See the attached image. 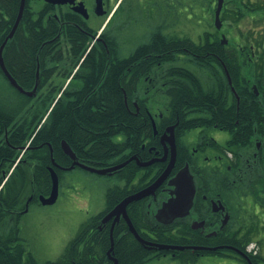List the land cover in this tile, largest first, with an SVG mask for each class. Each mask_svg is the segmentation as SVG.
Masks as SVG:
<instances>
[{"label":"flooded vegetation","instance_id":"1","mask_svg":"<svg viewBox=\"0 0 264 264\" xmlns=\"http://www.w3.org/2000/svg\"><path fill=\"white\" fill-rule=\"evenodd\" d=\"M57 1L25 0L7 38L20 0L14 14L10 1L0 0V46L6 40L1 55L10 76L0 67V83L8 90L0 94V264H41L62 255L64 249L49 259L60 244L51 230L53 216L44 218L42 211L58 198L51 204L41 200L50 194L52 172L59 192L62 172L80 167L69 168L73 162L104 168L125 161L105 174L123 184L108 188L105 208L85 235L77 239L79 228L69 240L77 239L72 255L79 262L72 264H264L261 142L235 148L231 129L207 117L210 109L182 108L178 102L190 76L211 78L210 69L219 66L232 92L228 67L218 55L221 46L232 63L246 57L254 70L262 65L264 75V27L241 26L264 17L262 3L223 0L216 28L197 16L198 0H102L101 14L96 0ZM118 2L138 12L127 21L135 22L131 34L124 33L125 25L117 31L108 27ZM216 4L211 0L213 10ZM109 81L129 113L150 123L128 148L123 124L109 135L106 113L98 118L92 105L113 94ZM110 142L115 149L109 153ZM173 154L169 173L153 191L109 215L123 199L150 186ZM185 165L194 187L191 204L179 215L170 207L161 211L175 197L168 181Z\"/></svg>","mask_w":264,"mask_h":264},{"label":"trees","instance_id":"2","mask_svg":"<svg viewBox=\"0 0 264 264\" xmlns=\"http://www.w3.org/2000/svg\"><path fill=\"white\" fill-rule=\"evenodd\" d=\"M14 10L18 6L19 0H8ZM210 46V45H209ZM222 47V46H221ZM220 47L218 53L220 60L227 65L229 74L231 77L232 86L238 96V100L235 95H232L228 85H226V79L223 74L221 66L211 68V78L206 76L196 77L190 76L188 82V92H185V96L181 95L178 102L182 108H196V109H210L211 113L207 117H210L213 122L218 123L221 126H226L231 129L232 136L230 143L235 148L250 149L254 145L255 139L261 142L262 149L264 150V75L262 72V65L256 67L257 71L252 69L247 62L246 57L236 59L235 64L232 63V59L225 54L224 49ZM133 55V54H132ZM207 62L205 61V66ZM220 65V64H219ZM195 80V82H194ZM204 80L203 84L202 81ZM252 84H256L258 88V95L252 89ZM109 93L107 99H98L93 101V107L97 108V117L101 119L102 112L106 113V120L109 124V135L116 133L117 124L122 126V130L125 135L124 147L128 148L130 141L136 136L145 134L146 128L150 126L149 121L143 120L141 117L134 116L129 113L127 107L123 104L119 90L113 82L109 81L107 84ZM106 88V89H107ZM231 95V99L229 97ZM21 101L19 102V104ZM129 103V102H128ZM27 110L33 109L31 106H24ZM179 107V106H178ZM177 107V108H178ZM36 106L34 107V109ZM227 109V111L223 110ZM226 114V115H225ZM93 115V114H92ZM227 115L229 118H226ZM95 118L96 116L93 115ZM231 118V119H230ZM224 119H228L229 125H226ZM236 121V122H235ZM191 123V122H190ZM17 125V123H15ZM138 125L141 129L136 128ZM115 145L109 143L108 152L114 151ZM110 156V155H109ZM264 157V155H263ZM259 172L263 174L264 171V158L260 160ZM112 193V190L108 191ZM97 216L91 217L88 221L81 225L76 237H82L85 235L90 226H93L97 220ZM96 232V231H95ZM93 236V233H90ZM98 235V234H95ZM68 243L62 255L55 261H45L41 264H72L71 262L77 261L78 257L72 255V245L75 241ZM16 264V262H13ZM31 264H38L37 262H31Z\"/></svg>","mask_w":264,"mask_h":264},{"label":"rangeland","instance_id":"3","mask_svg":"<svg viewBox=\"0 0 264 264\" xmlns=\"http://www.w3.org/2000/svg\"><path fill=\"white\" fill-rule=\"evenodd\" d=\"M258 3H262L261 8H264V0H257ZM198 12L200 20H205L204 25L211 27L214 21L213 6L211 0H198ZM231 2L232 0H227ZM252 2L256 3L255 0ZM114 4H111V7ZM191 5V4H189ZM197 8V7H196ZM259 14V13H258ZM138 12L135 11V7L128 2H118L113 6L111 12V21L108 25L109 29L117 31L120 26H126V34H131L134 29V21H131L130 26L127 25V21L136 19ZM191 16H189L190 18ZM195 18H197L195 16ZM194 18V19H195ZM206 18V19H205ZM263 18L258 16L257 19L243 21L241 26L247 31L250 29L261 30L264 27ZM226 29L230 28L229 19L225 18ZM223 21V22H224ZM254 33V32H253ZM227 34V38H230V34ZM264 38V36H263ZM8 93L5 86L0 83V94ZM222 137H226L223 133ZM123 182L119 178L113 175H103L93 172H89L83 168L75 167L68 171L62 172L59 179V192L58 198L54 205L45 207L44 218H48L47 214H50L51 230H56L57 234L55 238L59 241L60 247H57L56 253L50 256V260L55 259L61 251L64 249L66 244L72 239L80 226L88 221L91 217L97 215L105 208V198L108 188L115 185H122ZM59 238V239H58ZM208 264V263H206Z\"/></svg>","mask_w":264,"mask_h":264},{"label":"water","instance_id":"4","mask_svg":"<svg viewBox=\"0 0 264 264\" xmlns=\"http://www.w3.org/2000/svg\"><path fill=\"white\" fill-rule=\"evenodd\" d=\"M53 1L58 2L57 0H53ZM216 1H217V6H216V9L214 10L215 11L214 12V17H215L214 22H215L216 28H220L221 27V22H220L221 20H220L219 14H220V10L222 7L223 0H216ZM24 4H25V0H20V7H19V11H18V15H17L16 21H15L14 27L11 30V32L9 33L7 38L12 36L13 31L15 30V27L17 26V24L20 20L21 15H22V11L24 8ZM76 9L78 11L84 13V10H82L78 7ZM96 11L98 14H101L104 12V11H102V0H96ZM222 38H223L222 43H225L226 39H224V36ZM5 41L0 46V67L4 71V73L8 77H10L5 66H4L2 55H1L2 48L5 44ZM228 79H229V75H228ZM12 82L15 84L14 81H12ZM229 83H231L230 79H229ZM252 88L255 92L254 94H257L258 91H257L256 86L253 85ZM232 91L235 95L236 93H235V90L233 87H232ZM236 98H237V100L239 99L237 95H236ZM153 127L155 128L154 122H153ZM169 133L172 134L171 131ZM172 139H173V136H172V138L168 139V141L172 144V146L174 148L175 147L174 141ZM172 141H173V143H172ZM63 148L67 153H69L73 157V153L66 143H63ZM174 157L175 156L173 154L169 160L168 166L165 168L164 171H162L163 173L150 186H148L147 188L141 190L140 192H138L134 195H131V196L123 199L116 206H114V208L109 212V215L114 214V213L117 214V213H119V211H124L125 206L129 201H131L133 199H138V198L146 195L147 193H150L151 191H153L160 184V182H162L165 179V177L169 173L168 171H170V169L174 163ZM126 162L127 161H125L119 165L109 166V167H104V168H95L92 166L73 162L69 168H73L75 166V164H78L80 167H82L86 170L96 172L99 174H106V173H110V172L122 167L123 165H125ZM191 180H192V177L190 175V172L188 170L187 165H185L183 168L178 170V172L168 181V184L171 185L174 189L173 193L175 194V197L173 200L169 199L168 201L163 203L161 211L168 210L170 207L171 209H173L172 211L174 212L173 213L174 215H179L182 211H185L186 209H188L187 207H189V205L191 204L190 201H191V197L193 195L192 191L194 190L193 182ZM57 194H58V179H57L56 175L52 172V188H51L50 194L48 197H41V200L44 204H51L56 200ZM105 218L102 221H105ZM130 228L133 229L132 225L130 226ZM133 231H134V229H133ZM180 248H181V246H180Z\"/></svg>","mask_w":264,"mask_h":264}]
</instances>
